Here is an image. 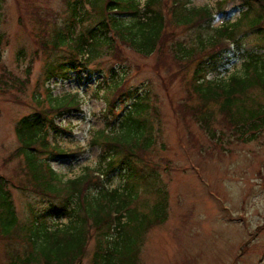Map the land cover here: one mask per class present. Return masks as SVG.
<instances>
[{
  "label": "rangeland",
  "instance_id": "1",
  "mask_svg": "<svg viewBox=\"0 0 264 264\" xmlns=\"http://www.w3.org/2000/svg\"><path fill=\"white\" fill-rule=\"evenodd\" d=\"M66 1L1 0L0 177L8 182L6 190L17 226L30 224L33 217L49 224L50 218L45 214L52 209L50 204L57 205L58 201L51 200L47 192L42 193L31 177L19 151L16 123L34 113H48L50 108L62 106L60 99L65 96L66 99L76 97L77 109H70L60 117L47 114L62 128L55 141L48 131L47 140L54 142L63 155L48 159V151L37 154L66 182L77 178L87 167H98L100 152L90 144L91 135L101 130L114 114L124 113L133 99L131 93L145 89L156 98V104H151L158 111L156 117L161 128L149 154L161 168L158 169L159 180L168 197L167 219L147 231L139 264H264V129L250 142L225 141L222 146H216L195 122L182 114L196 102L190 86L194 62L188 61L189 65L179 70L183 64L179 65L172 58L170 45L178 40L187 43L190 29L167 26L170 39L165 36L164 49L158 52V48L148 57L115 41L116 51H108V56L102 55L90 62L87 71L80 75L71 74L69 80L46 79L48 66L59 61L64 53L54 55L41 42L54 33L55 27L62 25ZM164 1L169 9L172 0ZM219 2L221 0H190L189 6H205L217 12L214 28L235 22L245 10L240 7L241 0H225L224 7L229 10L225 16L219 14ZM245 24L241 21L236 32L242 36L239 53H245L243 57L228 54L229 62L219 67L224 80L241 72L246 51L261 54L260 47L264 48V14L260 27L248 28ZM88 27V22L76 23L73 34L82 33ZM112 72L124 75L120 89L130 95H123V102L117 100L115 111L109 113L107 105L114 99V93L109 96L107 87L99 92L98 86L107 81ZM249 94L257 100L256 104L264 106V93L252 89ZM48 96L60 98L59 102H49ZM106 109L109 114L105 116ZM213 126L218 133L226 132V124L218 120V116ZM119 178L118 171L112 173L111 188L120 185ZM145 199L147 201L139 203L150 205L153 201L151 197ZM56 220L60 224L66 222L65 217ZM19 228L7 236L0 234V264H14L11 254L24 258L28 245ZM91 253L92 244L86 247L80 264H90Z\"/></svg>",
  "mask_w": 264,
  "mask_h": 264
},
{
  "label": "trees",
  "instance_id": "2",
  "mask_svg": "<svg viewBox=\"0 0 264 264\" xmlns=\"http://www.w3.org/2000/svg\"><path fill=\"white\" fill-rule=\"evenodd\" d=\"M189 2L172 0L168 9L164 0H67L62 25L55 27L54 33L41 42L54 55L64 53L59 61L48 66L46 79L69 80L71 74L80 75L87 71L90 62L102 55L108 56V51H116L115 41L148 57L158 48V52L164 49L165 36L170 39L167 26L190 29L187 43L178 40L170 45L172 58L179 65L183 64L179 70L194 62L190 86L196 102L182 114L195 122L216 146H222L225 141L236 143L257 139L264 129V106L256 104L257 100L251 98L249 92L257 89L264 93L263 46L260 47L261 54L246 51L241 72L227 80L222 78L219 67L229 62L230 52L243 57L245 52L239 53L242 36L236 35L238 25L244 20L248 28L260 27L264 0H241L240 7L245 8L241 17L219 28L213 26L217 12L205 6H189ZM225 3L221 0L217 7L219 14L226 16L229 10L224 7ZM1 6L0 0V9ZM82 22H88L90 27L73 34L76 23ZM257 32L261 34V30ZM1 42L2 36L0 51ZM228 44H231V50ZM124 79V75L112 72L106 83L98 86L99 92H104L107 87L109 96L114 93V99L106 104L109 113L115 111L117 100L123 102V95H130L120 89ZM48 97L49 102L60 99ZM130 97L133 99L124 113L114 114L101 130L91 135L90 144L100 152L98 167H87L77 178L66 182L57 177L46 163L48 161L40 160L37 154L48 151V159L63 155L54 142L47 140L48 131L52 132L51 138L55 141L62 129L47 114L60 117L70 109H77L76 97L72 95L66 99L65 96L60 99L62 106L50 108L48 113H34L16 123L15 132L21 144L19 151L31 177L40 191L47 192L58 204H50L52 209L45 214L50 218L49 224L33 217L30 224L19 228L6 190L8 182L0 177V234L7 236L19 228L28 245L24 258L10 255L14 264H80L90 244V264H139L147 231L167 219L168 196L159 180L158 169L161 168L149 154L161 130L160 120L156 117L158 111L153 107L156 98L145 89L131 93ZM107 112L106 109L105 116L109 114ZM177 115L184 122L183 117ZM216 116L226 124L227 133H218L214 128ZM115 171L119 173L120 185L111 188V175ZM146 196L152 198V203L140 204L139 201H147ZM61 217H65L64 224L56 220Z\"/></svg>",
  "mask_w": 264,
  "mask_h": 264
}]
</instances>
